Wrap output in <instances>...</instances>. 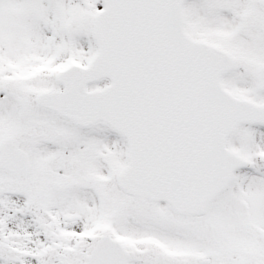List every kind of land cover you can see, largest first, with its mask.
<instances>
[{"label":"snow or ice","instance_id":"snow-or-ice-1","mask_svg":"<svg viewBox=\"0 0 264 264\" xmlns=\"http://www.w3.org/2000/svg\"><path fill=\"white\" fill-rule=\"evenodd\" d=\"M0 264H264V0H0Z\"/></svg>","mask_w":264,"mask_h":264}]
</instances>
